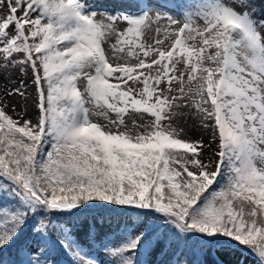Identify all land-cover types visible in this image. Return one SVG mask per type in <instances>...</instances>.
Returning a JSON list of instances; mask_svg holds the SVG:
<instances>
[{
	"label": "snow or ice",
	"instance_id": "obj_1",
	"mask_svg": "<svg viewBox=\"0 0 264 264\" xmlns=\"http://www.w3.org/2000/svg\"><path fill=\"white\" fill-rule=\"evenodd\" d=\"M253 3L0 0V264H264Z\"/></svg>",
	"mask_w": 264,
	"mask_h": 264
},
{
	"label": "rangeland",
	"instance_id": "obj_2",
	"mask_svg": "<svg viewBox=\"0 0 264 264\" xmlns=\"http://www.w3.org/2000/svg\"><path fill=\"white\" fill-rule=\"evenodd\" d=\"M252 7L256 10L257 15L264 14V2H261V0H254ZM237 258L244 259L245 264H254L251 257H244L237 254Z\"/></svg>",
	"mask_w": 264,
	"mask_h": 264
}]
</instances>
